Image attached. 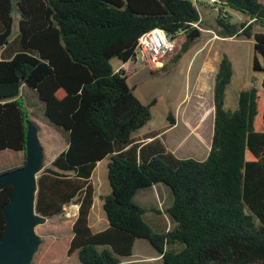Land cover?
<instances>
[{"label":"trees","instance_id":"obj_1","mask_svg":"<svg viewBox=\"0 0 264 264\" xmlns=\"http://www.w3.org/2000/svg\"><path fill=\"white\" fill-rule=\"evenodd\" d=\"M222 1L247 20L217 15L220 35H252L251 66L264 71V2ZM13 4L18 25L9 40ZM199 19L192 0H0V150L25 158L33 120L26 94L32 93L67 142L37 176L35 208L50 217L62 214L65 204H78L66 252H76L80 264H149L130 257L139 237L162 264H264V82L239 90L237 106L225 108L232 62L223 53L208 152L202 159L178 157L158 140L148 152L146 144L138 148L133 132L150 118L155 98L142 102L125 69L110 62L130 59L137 38L155 27L172 38L183 34L184 48L200 37L192 26ZM253 24L263 29L252 33ZM168 117L172 124L170 112ZM105 156L110 190L101 199L108 224L93 230L90 178ZM157 182L172 192L165 212L173 225L163 230L152 228L144 219L147 208L134 200L139 188ZM10 191L11 185L0 188V233Z\"/></svg>","mask_w":264,"mask_h":264},{"label":"rangeland","instance_id":"obj_2","mask_svg":"<svg viewBox=\"0 0 264 264\" xmlns=\"http://www.w3.org/2000/svg\"><path fill=\"white\" fill-rule=\"evenodd\" d=\"M195 4L202 16L198 24L202 29L200 37L182 48L185 38L183 34H180L175 39L173 49L163 59L162 66L149 67L145 63L137 64L135 60H130L126 73L128 84L134 85L133 91L142 102L147 103L153 97L155 98V102L150 106V118L137 129V132L159 130L162 134V136L159 135L160 140H164L168 150H173L176 156L202 159L208 152L213 129L215 73L213 70V73L209 71L200 74L197 71L199 59L202 56L212 59L219 58L223 53L231 59L233 72L226 86L224 97V107L227 109H234L237 106L239 90L250 86H262L264 71L254 70L251 66L252 35L250 37L243 34L230 37L221 36L216 22L217 12L209 4L211 9L206 7L201 1ZM225 9L231 22L240 23L247 20V17L239 11L226 6ZM205 12L208 13L206 17ZM11 15L12 27L9 40L14 39L18 25V13L14 4ZM262 29L260 25L253 24L251 31L253 33ZM193 55H197L195 60L191 59ZM110 62L115 68L121 61L117 57H112ZM26 101L30 117L38 124V136L43 145L44 163H48L50 157L65 145L66 136L44 118L42 108L36 103L32 93L26 94ZM169 112L174 118L172 124L169 121ZM11 153V157H15V153L19 152ZM23 159L22 153L19 165ZM107 161V157L102 159L93 170L94 183L102 184L100 185L101 190L104 186L109 189L106 175ZM11 164L7 168L13 166ZM162 185L167 189L162 203H158V193L155 190L156 186L153 185L139 189L134 196L137 203L147 208L144 219L153 229H163L173 225L165 212V208L172 202V192L169 186L164 183ZM99 201H101L100 197L95 195L89 216L92 228L103 226V222L107 223L102 203ZM155 207H158L160 212L155 211ZM65 211L67 210H64L62 214L47 217L44 223L36 226V231L43 240L33 256L32 264H51L52 262L80 264L76 252L71 254L66 252L69 236L72 235L73 215H66ZM96 217L99 219L97 223L93 219ZM137 252L148 253L156 252V250L146 238L139 237L132 247V254ZM152 264H162V262L158 260Z\"/></svg>","mask_w":264,"mask_h":264},{"label":"water","instance_id":"obj_3","mask_svg":"<svg viewBox=\"0 0 264 264\" xmlns=\"http://www.w3.org/2000/svg\"><path fill=\"white\" fill-rule=\"evenodd\" d=\"M44 166L43 145L34 120L27 123L25 158L13 168L0 172V188L11 185L8 200L1 209L4 227L0 233V264H32L42 242L36 231L47 217L36 211L37 176Z\"/></svg>","mask_w":264,"mask_h":264},{"label":"crops","instance_id":"obj_4","mask_svg":"<svg viewBox=\"0 0 264 264\" xmlns=\"http://www.w3.org/2000/svg\"><path fill=\"white\" fill-rule=\"evenodd\" d=\"M262 2H264V0H261ZM204 5H206V7H208L209 9H211V7L208 5L207 2L205 1H201ZM208 15L207 12H205V17ZM200 17H202L200 15ZM16 36V35H15ZM2 48H0V52H1ZM197 57V55H193L192 56V60H195ZM219 58H215L212 59L210 57H207V56H202L200 59H199V66H198V72L201 74V73H207L209 71H211L213 73V70H214V73H216V70H217V67H218V62H219ZM232 62V61H231ZM127 64H128V61H121L120 63H118L115 67V69H117L118 67H123L125 69V71H127ZM232 72H233V68H232ZM264 79V78H263ZM36 101V100H35ZM41 106V105H40ZM174 125V124H173ZM172 126V125H171ZM169 127V126H168ZM134 131L133 132V137H134V142H139V146L138 148L142 145V144H146L147 145V148L145 149L147 152L151 149L150 147V144L151 143H155L156 140H158L157 142L164 145V147L166 149H168V146L166 145L165 141L164 140H160L159 138V135L162 136L161 131L157 130V131H153V132H137ZM67 142L65 140V145L59 149L62 150L65 146H66ZM131 144V143H130ZM130 144H128L126 147H128ZM9 150H12V149H9V148H6V149H2L0 150V170L2 169H5L7 167H9L11 163H15V164H11V165H19V161L22 157V152L20 151H9ZM58 151V152H59ZM173 151V150H171ZM11 152H19V153H15V157H11L12 154ZM56 152L53 156L50 157L49 161L58 153ZM14 156V155H13ZM108 158V156H105L104 158ZM102 158V159H104ZM102 159L98 160L94 166V168L97 166L98 162L101 161ZM18 161V162H17ZM9 163V164H8ZM94 170V169H93ZM92 184L94 185V195H93V202H92V205L94 203V197L95 195H98L100 197V200L99 203H102V199H101V196L102 194L108 192L110 190L107 189V186H104L103 187V190H101L100 188V185L102 184H95L94 183V180H93V171H92V174H91V178H90ZM153 186H156L155 187V190L157 191L158 193V197H159V202L158 203H162L163 198H164V194L165 192L167 191V189L164 187V185H162V182H157V183H154L152 184ZM151 185V186H152ZM147 187H150V186H147ZM147 187H142V188H147ZM141 189V188H139ZM138 189V190H139ZM138 190L135 192L134 196L137 194ZM70 203H75V202H70ZM77 208H78V204H76V212H77ZM92 208V206H91ZM91 208H90V212H89V216H90V213H91ZM155 211H158L160 212V209L158 207H155L154 208ZM76 212L75 214L73 215V219L75 218V215H76ZM89 216H88V219H89ZM95 223L98 222V218H93ZM104 224H102L103 226H96L95 228H92L93 230H99L101 228H104L107 226L108 224V221L107 223L103 222ZM90 224V223H89ZM91 227H93L91 224H90ZM167 227L163 228V229H166ZM163 229H157V230H163ZM71 236H69L70 238ZM137 239V238H136ZM135 239V240H136ZM135 242V241H134ZM134 245V244H133ZM174 248H179L180 247V244L179 243H174V245H172ZM131 258H135V259H145L149 264H152L153 262L155 261H158V260H161L160 258V254L156 253V252H148V253H141V252H137L136 254H131L130 256Z\"/></svg>","mask_w":264,"mask_h":264},{"label":"built area","instance_id":"obj_5","mask_svg":"<svg viewBox=\"0 0 264 264\" xmlns=\"http://www.w3.org/2000/svg\"><path fill=\"white\" fill-rule=\"evenodd\" d=\"M192 1L194 3H196L197 1H205L213 8L214 11L217 12V14L221 18L227 17V12L222 0H192ZM199 22L200 19L199 21L192 23V26H195L200 30H202L198 25ZM177 37L172 38L171 35L166 33V31L162 28L159 27L152 28L142 33L137 38V41L133 49V56L126 61L135 60L137 64L145 63L149 67H155V68L160 67L163 65V59L173 49L175 39ZM76 204L77 203L65 204L64 210H67L65 211V214L74 215L76 212Z\"/></svg>","mask_w":264,"mask_h":264}]
</instances>
